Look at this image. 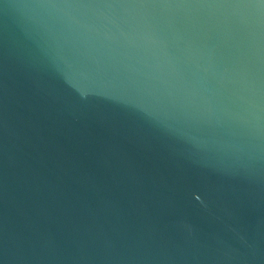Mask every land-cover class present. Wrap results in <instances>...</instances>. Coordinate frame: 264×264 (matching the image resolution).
<instances>
[{
    "label": "water",
    "instance_id": "obj_1",
    "mask_svg": "<svg viewBox=\"0 0 264 264\" xmlns=\"http://www.w3.org/2000/svg\"><path fill=\"white\" fill-rule=\"evenodd\" d=\"M0 264H264V0H0Z\"/></svg>",
    "mask_w": 264,
    "mask_h": 264
},
{
    "label": "clouds",
    "instance_id": "obj_2",
    "mask_svg": "<svg viewBox=\"0 0 264 264\" xmlns=\"http://www.w3.org/2000/svg\"><path fill=\"white\" fill-rule=\"evenodd\" d=\"M139 39L140 44L143 48L157 52L160 50V41L152 31H144L143 33H141ZM237 152L239 154L237 159H239L240 157H247L248 159H251L249 153L244 149H238Z\"/></svg>",
    "mask_w": 264,
    "mask_h": 264
}]
</instances>
